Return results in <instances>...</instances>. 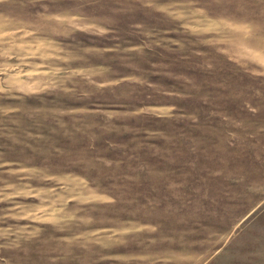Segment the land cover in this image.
<instances>
[{"label": "rangeland", "instance_id": "rangeland-1", "mask_svg": "<svg viewBox=\"0 0 264 264\" xmlns=\"http://www.w3.org/2000/svg\"><path fill=\"white\" fill-rule=\"evenodd\" d=\"M0 264H264V0H0Z\"/></svg>", "mask_w": 264, "mask_h": 264}]
</instances>
